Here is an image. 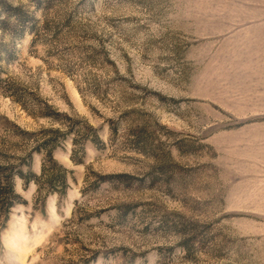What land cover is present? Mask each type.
<instances>
[{"label":"rangeland","instance_id":"obj_1","mask_svg":"<svg viewBox=\"0 0 264 264\" xmlns=\"http://www.w3.org/2000/svg\"><path fill=\"white\" fill-rule=\"evenodd\" d=\"M0 165V264H264V0H0Z\"/></svg>","mask_w":264,"mask_h":264},{"label":"trees","instance_id":"obj_2","mask_svg":"<svg viewBox=\"0 0 264 264\" xmlns=\"http://www.w3.org/2000/svg\"><path fill=\"white\" fill-rule=\"evenodd\" d=\"M88 129L92 130V127L88 126ZM42 133L44 136L37 141L36 145L33 147V150L34 152H42L44 150L46 159L53 164V167L51 169L54 170L56 169L58 173L49 174L48 172L51 169H48L44 162L41 167V175L42 176L46 175L47 178L46 182L50 184L51 191H56L63 194L65 193V189H66V181H65L66 170L58 166L52 158V151L56 147L55 136H57V134H60L61 131H59V129H50V130H45ZM91 140L93 143L97 144L99 142L98 135L95 134L91 138ZM29 158H30V153L25 158L23 159L20 158L19 160L20 161L22 160L21 162L23 165L29 166L30 164L28 161ZM11 170H12L11 165H4V166L0 165V210H5L7 213L9 212L14 199L17 198V195L14 193V189H13L14 174L18 175L21 179H23L25 184H28L29 182H36L38 177L29 170L27 177H25V175L22 174L20 170H17L15 173H13Z\"/></svg>","mask_w":264,"mask_h":264}]
</instances>
